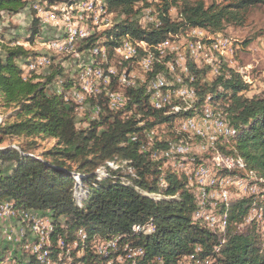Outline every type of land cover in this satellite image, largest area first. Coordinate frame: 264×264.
I'll return each mask as SVG.
<instances>
[{
  "label": "trees",
  "instance_id": "trees-1",
  "mask_svg": "<svg viewBox=\"0 0 264 264\" xmlns=\"http://www.w3.org/2000/svg\"><path fill=\"white\" fill-rule=\"evenodd\" d=\"M103 1L121 20L101 34L109 37L119 31L118 34L127 33L132 39L148 44H155L185 27L223 32L228 25H241L251 7L264 5V0H220L208 4L204 0H161L156 4L159 25L142 27L136 18L135 4L142 1L146 5V0ZM31 3L30 0H0V19L3 13L15 15L27 7L34 14ZM171 6L177 8L178 20L168 15ZM39 32L40 25L33 16L27 40ZM98 35L93 33L83 39L79 50L87 53ZM12 39L0 44L3 51L0 111L4 113L0 121V144L7 138L19 139L15 145L0 146V199L7 198L12 203L11 209L47 210L54 220L63 216L62 225L57 221L56 230L60 235L67 233L70 239L77 230L87 235L125 239L130 246L143 250L142 257L136 258L134 264H179L181 256L188 253L193 260L200 261L214 256L215 246H219V251L212 259L214 264H264V247L255 224L242 231L237 228L252 198L230 203L228 208L222 206L227 213L225 233L222 236L213 232L206 224L194 220L195 191L184 178L160 167L150 150H140L138 140H129L131 133L142 139L144 129L169 122L171 117L163 110L150 108L142 88L138 91L126 88L129 97L126 111H142L140 119L135 118V112L124 115L123 109L110 111L101 105L104 112L91 119L86 127H77L75 104L64 101V93L50 89L62 74L61 67L54 66L50 73L32 78L28 72L42 68L29 70L28 66L40 53L34 54L19 43L10 44ZM108 44L114 45L115 41ZM226 76L215 77L209 83L198 80L195 87L199 102L207 94L212 99H226L224 111H228L230 122L238 128L235 137L224 139H233L232 148L227 152L233 157H228L264 179V96L245 97L241 92L247 84L240 76L231 70ZM62 85L64 92L72 87ZM6 109L10 112L5 115ZM139 122H143V127ZM46 138L53 141L51 146L36 152L41 146L39 140ZM161 140H155L156 147L162 144ZM110 159L126 161L124 168L131 167L134 175L124 170H108L104 178L96 180L95 169ZM10 161L13 163L5 168V163ZM74 175L80 179L75 180ZM75 193L83 198L77 201ZM152 194L162 197L156 199ZM145 222L151 223V230L143 227L132 231V225ZM90 255L80 258L82 264H88L87 260L94 264L96 258L104 261V257ZM32 261L33 257L30 264H34Z\"/></svg>",
  "mask_w": 264,
  "mask_h": 264
},
{
  "label": "bare ground",
  "instance_id": "bare-ground-1",
  "mask_svg": "<svg viewBox=\"0 0 264 264\" xmlns=\"http://www.w3.org/2000/svg\"><path fill=\"white\" fill-rule=\"evenodd\" d=\"M85 1H89L88 10L78 9V3L85 2ZM149 1H152V0H149ZM106 7L107 6L103 0H76V1H72V2L70 1L68 4V10H70V11L76 10L79 15L84 13L86 18L92 20V23L94 24V26H97L96 21L100 16L105 15V20L108 21L107 18L109 16V14L107 13L108 11H107ZM36 13H37V11H36ZM147 15H149V14H147ZM148 19L150 21L148 27L152 26L153 23L156 26L159 25V19L156 15L154 17L153 16L148 17ZM66 20H67V18H66ZM66 20H65V22H67ZM42 24H48L49 25L50 23L47 21H42ZM100 24H102V25H100ZM100 24H98V26H100V27L101 26H105V27L111 26V25H108V23H104V24L100 23ZM65 26H66L65 29L64 30L62 29L63 31H61L59 34L60 44H65V46H58L57 47V53H68V52L69 53H71V52L75 53L74 49H75L76 43H78L77 40H79V43H81V41L84 39V36H82L84 33H85V38L88 37L89 35H91L92 30H93V28L91 27L92 25L91 26L89 25L92 28V30L86 24H83L80 27H75L73 25L70 26L68 23H65ZM181 30H179L175 33H169L168 36L166 37V42L162 43L160 45H158L157 43L148 44L147 42H144V41L132 39L130 37V35L127 33L118 34L119 31H118V33L115 32V34H112L107 38V40H109V41H115V44L113 45L114 54H116L119 57L120 61H122V63L124 65H125V63H130L132 65L133 64L136 65V67H138V69L140 70V73H142L140 76L138 75V77L137 76L135 77L133 73H129L127 71L121 72V75H120V74L116 73V71L114 69H108V70H105L106 68L103 69L105 66V63H103L104 66H101L98 58L103 57V54L105 57L106 49L104 47V44H100V40H99L98 42H95V44L91 47V49L89 51H87L89 58H88V61L85 63V66H78V69L76 70V81H77L78 88H76V86H75L76 84H75L74 87H69V89L66 92H64V87L62 85L64 81L62 82V80L58 78V80L55 82L56 84L54 85L53 89H54L55 93H62V94L64 93V101L74 103L75 104V107H74L75 110L78 109L77 105L79 104L85 110L88 109L90 112H92L91 114H95V116H97L102 111L103 104L110 111L120 110L119 108H122V109L126 108L127 104L129 105V97L126 94L127 93L126 91L128 89L126 90V88H129V87L134 88L133 90H135L137 88L136 91H138L139 88H142L143 90H145L143 92H144V95L146 96V103L148 104V106L150 108H153V110L157 109L156 111H158V109L163 110L165 115H169V111L166 110L167 106L165 103L174 104V102H178L179 104H182V97L180 95H173L170 92L169 88H167L166 86L179 85V89H181L182 92L188 93V97H190V105H193L192 103L197 101V99H196L197 90H196L195 84L198 80L199 81L202 80V77H199L200 69L202 70V68L205 65H208V66H210L209 71L214 72L217 75H220V72H219L220 66L212 63V58L209 56L210 53L213 52V53L217 54L218 55L217 58H221L222 55H226V56L231 55L232 56V54H230V53L232 52L234 45L231 43L232 41L230 40L229 37L221 36L219 33H213V32H208V31H204V33L201 34L198 31L199 30L198 27H192V28L185 27V30H183V31H181ZM94 32H97V31H94ZM216 34H217V37H216L215 42H214L212 40V38ZM185 37L187 39H185ZM179 38L182 40L180 41ZM75 39H77V40H75ZM175 39H178L177 45H175ZM125 41H126V46L129 50L131 59L128 58V56L122 55V47L120 45H123L125 43ZM223 44H224V47H222ZM44 45L46 48L45 49L46 53L39 54L29 64V66H28L29 70H32V63H33V69H35V67H44L51 62V58L49 57V54H50L49 51L54 52L53 54L56 53L55 42L53 41V39L50 40L49 38H47V40L44 41ZM82 52H84V51H81V52L77 51L76 56L79 54H82ZM108 52H110V51H108ZM174 55L175 56H181V62L179 60H175ZM41 57H46V60L41 61ZM140 58H142V63H136L135 64V61H140ZM163 58H165V59L168 58V59L166 61H164ZM110 63H111V61H110ZM219 63H221V62L219 61ZM229 63L230 62H228V64ZM101 64H102V62H101ZM106 67H107V65H106ZM149 67H151V69H154L157 72V75H150V68ZM128 68H129V66H128ZM120 69H121V65H120ZM169 70L172 72V74ZM206 70H207V68H206ZM92 71H97L99 73V75H101V78H102V79H96V87L87 86V83H86V73H92ZM134 73H135V71H134ZM172 75H173V77H172ZM224 76H226V74H224ZM183 77H185V78H183ZM157 79H159V82L161 84H157V87H156ZM114 81H116L118 86L120 87L118 90L114 89L115 86L114 87L112 86V83ZM153 89H155V94H157V96H158V98H154V102L150 100L151 96L153 95ZM203 98H204L203 101L202 102L200 101L201 103H197V105L200 104L198 108H196V106H194L196 109L193 113H191L192 115L184 117L182 119V123H185V124H182L181 121L179 122V124L176 123L179 125L178 129H180V131L183 134H185L188 138H190V139L194 138L195 139V137H197V138L200 137V138L204 139V141L206 142L205 143L206 146L205 147H204V145L201 146V149H204V148H207L210 146L211 147L215 146L214 144L216 143V141L218 139L224 140L226 138H233L237 135V131H238V128L233 123L230 122L231 120L228 117L229 114L227 115V113H226L228 111L225 112L224 109H215L214 108L216 105L214 106L213 102L210 101V99H212L210 94H207ZM90 99L91 100L93 99L94 103H92ZM114 100H118V105ZM100 102H101V104H100ZM102 102H103V104H102ZM218 105H219V103H218ZM148 106H147V108H148ZM131 111L129 110L128 112H131ZM102 112H104V111H102ZM189 112H191V111H189ZM141 113H143V112L141 111ZM182 113H184V112H182ZM206 114L209 116V119H204ZM174 115H175V113H174ZM95 116H92V119ZM216 119H222L223 121H225L227 123V130H226L225 126L222 125L221 121H213ZM171 120L172 119L170 118L169 122ZM190 120H192V121H190ZM142 121H143V119H142ZM200 121H202V126L204 128L198 127L195 125V123H200ZM166 123H168V122H166ZM158 128H159V125H155L154 127L150 128V129H144L143 128L144 129L142 131V137L143 138L140 140L137 138V134H132V133L129 134L128 138L130 141H133V142L137 141V140L139 142H146L147 150L144 147H142V145L139 144L140 150H142V151H149L150 150L151 151V157L154 160H158V159L160 160L161 158L164 157L165 159H167L168 161H170L173 164L174 168L172 170H174V169L176 170L174 172H176L177 174L183 173L186 177L187 176L189 178L192 177V179H194L196 181V182L195 181L194 182L198 184L197 188L199 190L198 192H199L200 197H205V199L209 198L212 200V194H218V197H219L218 202H220L221 208H222V206H223V208H228L229 204L231 203V202L229 203V198L231 195L230 196L228 195L230 192L227 191L226 186H231V185H229L231 183H232V185L237 186V184H239L241 181L245 182V180L243 181L241 179H237L236 174H231V173H235V171L237 170V167H238L237 161L233 160L230 157L225 156V155H223V156L217 155L216 157L213 156L215 164H216L215 166L222 168L224 172H227V173L230 172V173H228V175H224V174L221 175L220 170L212 169L211 167H209L206 164V168H211L208 172V181L206 182V187H208V188L218 187L220 189V191H219V193H217L215 190L208 191L206 189V191H208V194H205V190H203L202 185H201L200 176L198 174H196L195 171H187V167L179 166L178 160H171V156H180V149L178 146H182L184 148L185 154L188 157L196 158L194 155H190L189 147H191V146H188V144L186 142L181 141L180 139L178 140L176 138L177 140H173V142L178 146H174L172 141H168L167 143L165 142L166 143L165 145H162L160 147H158V146L156 147L155 139H156V134H157ZM139 129H141V128H139ZM199 139H197V140H199ZM156 142H157V140H156ZM162 143L164 144V142H162ZM209 144H210V146H209ZM158 145H160V144H158ZM193 149L195 150V148H193ZM197 149L199 150V148H197ZM191 152H192V150H191ZM209 154H211V153H209ZM211 155H213V154H211ZM162 162H163V160H162ZM126 165H127L126 161L120 162L118 160H111V159L106 160L102 165H100L96 168L95 174H97V175H95V179L101 180L102 178H104L107 175L108 168H113L116 170L122 169V170L126 171L127 173L134 175L133 169L131 167L128 166L127 169L124 168V166H126ZM197 169H204V162L203 161H197ZM222 169H221V171H222ZM232 169H235V170H232ZM74 179L78 181L80 179V177L77 175H74ZM246 182H248V181H246ZM195 183H194V185H195ZM242 188H243V186H242ZM246 191H248V190L246 189ZM198 192H195V193L197 194ZM246 193L248 194V192H246ZM152 195L154 197L156 196V194H152ZM208 201H210V200H208ZM215 201L217 202L216 198H215ZM210 204H212V201L210 202ZM216 205H217V203H216ZM223 208L221 210H223ZM19 212H21V211H19ZM30 212L32 213V215L35 213H37L38 216L44 215L42 219L48 223V224H46L47 229H40L39 226H36V229H37L35 231L36 241H35V243H33L34 249L32 251H30V253L28 250H27V252L22 250L25 253L24 254L22 252L23 255L21 254L22 255L21 257H24V259L22 261H20L21 259H19V258L18 259L14 258V255L12 256L10 254V257H9L10 263L30 264L31 263L30 262L31 257H33L34 261H32V262H34V264H64V263L82 264L83 262L81 261L80 258L84 255L86 256L87 253H90L91 254L90 256H92V257H95V256L104 257L105 264H107V261L105 260V258L116 257V250H110L108 243H100L98 245V236H99L100 240H113L114 239V242H120V244H127V240L119 239L118 236L104 237V236H101L99 234L87 235L86 233H84L81 230H77L75 233H73L74 237L72 239L67 237V233L65 235L59 234V236L62 237L59 240L58 232L56 230V227H57L56 224L58 222H60L59 225L60 226L62 225L61 218L54 220V218L52 217V214H48L45 212L43 213V212H40L37 210H29L27 214H29ZM12 215L14 216V214H12ZM46 216H48L49 218ZM193 217H194V220L206 224L207 227L210 226V228L209 227L208 228L210 230H212L213 232H216L218 234H224L225 233L226 220H227L226 209L223 211H220L219 213L216 212L215 209L206 210L204 213V217H203V211H195ZM201 219H203V220H201ZM214 223H216V224H214ZM36 225H38V224H36ZM143 227L145 228V226H138L137 224H134V225H132V231L140 230ZM149 230H151V227ZM31 233H32V231H31ZM33 235H35V234H33ZM33 244L31 243V245H33ZM94 245H98L97 248L93 247ZM218 247L219 246H215L214 249L218 250ZM196 250H199V247H196ZM13 251H15V250H13ZM13 253H15V252H13ZM142 255H143V250L139 246H136L135 259L142 257ZM199 263H200V261L193 260V256H188V261H185V264H199ZM130 264H134V261H131ZM179 264H181L180 261H179ZM212 264H214L213 261H212Z\"/></svg>",
  "mask_w": 264,
  "mask_h": 264
},
{
  "label": "rangeland",
  "instance_id": "rangeland-1",
  "mask_svg": "<svg viewBox=\"0 0 264 264\" xmlns=\"http://www.w3.org/2000/svg\"><path fill=\"white\" fill-rule=\"evenodd\" d=\"M30 1L32 2L31 8L34 11V14L32 13V11L28 7L25 8L24 10H22L21 12H19L18 14H15V15H7L5 13L2 14V18L0 19V44L1 43L7 44V43H9V41L12 38H14V39H12L10 44L19 43V44L23 45L24 47H26L27 49L31 50L32 53H34V54L35 53L43 54V53H46L44 41L47 40V38H49L50 40L56 39V36L61 31H63L65 29V27H66L65 23H68L70 26L73 25L75 27H80L83 24H86L88 26L92 25L91 27L93 28V30L97 31V32H94L92 30V28L89 26L92 30L91 34H93V33H96V35L99 34L98 39L100 40V44H104V47L106 49V54H105L106 58L105 57H99L98 58L101 66H104L103 63H105L104 68L102 67L103 69H105V68H106L105 70L114 69L118 73L123 72V71H127L129 73H133L135 77L136 76L138 77V75L140 76L142 74V73H140V70L138 69V67H136V65L133 64L134 65L133 66L130 63H125V65H124L122 63V61H120L119 57L116 54H114L113 45L108 44V42H110L109 40H106L108 37L101 34L103 31L110 29V28H113L115 23H118L121 20V18L119 16H117L116 13L109 11L108 7H106L107 11H108L107 13L109 14L107 19H108V22L110 21L109 23H111L110 24L111 26H109V27L101 26L100 27L98 25L94 26V24L92 23V20L86 18L84 13L79 15L76 10L75 11L68 10L69 2L70 1L71 2L76 1V0H30ZM204 1L208 4L212 1H220V0H204ZM160 2H161V0L157 1V2L146 0V3H147L146 5L142 1H139L135 4V8L138 11L136 18L137 17L139 18V23L142 27H148V25L150 23L148 17H151V16L154 17L157 14L156 4L158 5ZM36 11H37V13H36ZM147 14H149V15H147ZM168 15H170V17L172 19H177V20L179 19L178 11H177V8L175 6H171L168 9ZM33 16L37 19V22L40 25V34L44 38L43 39L36 38L35 37V35L37 34L36 33L34 35V37H32V39L30 41H28L27 39L30 36V27H31V21H32ZM103 16L105 17V15H103ZM66 18H67V20H66ZM101 18L102 17L100 16L97 19L96 22H98V24H100ZM65 20L67 22H65ZM41 21H47L50 24L49 25L48 24L43 25L41 23ZM100 25H102V24H100ZM42 30H43V32H42ZM183 30H185V28H183L181 31H183ZM100 34H101V36H100ZM219 34L221 36L229 37L230 40L232 41L231 43L234 45V48H233L232 52L230 53V54H232L233 57L231 55L226 56V55L221 54L222 55V57H221L222 59H221V58H217L218 57L217 54H215L213 52H211V53L209 52L210 53L209 56L212 58V63L220 66L219 67L220 75L221 74L227 75L228 72L231 70L234 73H237L240 76V78L242 79V81L247 84V88L244 89L241 92V94H243L247 98H251L253 96H258V95L264 96V5H257V6L251 7L245 13L244 22L241 25H228L225 27L223 32H220ZM185 39H187V38L185 37ZM179 40L181 41L182 39L179 38ZM77 41H78V43H76L75 49H74L75 53L74 52H71V53L68 52V53H57V54L55 53V54H53L54 52L49 51L50 52L49 57L51 58L50 64L45 68L41 67L42 69H39L36 72H33V73L28 72V75L31 76L32 78H34L33 76L42 75L44 73L46 75V74H48V72L50 73L51 70L54 69L53 68L54 66H58V68L61 67V69H62V72H61L62 74L59 75L58 78L61 79L62 82L64 81L63 82L64 85L68 86L70 84V85H72V87H74L75 84L77 85L76 70L78 69V57L85 59V63L88 61V58H89V55L86 52H82V54H79L78 57L76 56V52L80 51L79 50L80 43H79V40H77ZM177 44H178V39H175V45H177ZM107 50L110 52H108ZM2 56H3V51L0 48V57H2ZM163 59H164V61H166L168 58H166V59L163 58ZM109 60L111 61V63ZM219 61L221 63H219ZM101 62H102V64H101ZM228 62H230V63L228 64ZM50 65H52V68H50ZM106 65H107V67H106ZM120 65H121V69H120ZM128 66H129V68H128ZM229 66H231V67H229ZM206 68H207V70H206ZM26 69H27V66H26ZM131 69L132 70L134 69V70L132 71ZM209 70H210V66H208V65H205L204 68H202V70L200 69L199 77H202L201 82H208L209 83L215 77L220 76V75H217L214 72H211ZM134 71H135V73H134ZM28 75H27V73H25V74L23 73V76H25V77H28ZM58 78L56 79V81L58 80ZM183 78H185V77H183ZM55 82L53 84H51V86H50L51 90H53L54 85L56 84ZM114 82L112 83V86L113 87L115 86L114 89L118 90L120 87L118 86L116 81H114ZM198 98L199 97L197 96L196 97L197 101H195L196 103L193 102L192 103L193 105H190L189 108H186V106L184 104H179L178 102H174V104H172V105H178L179 110L176 111V110L172 109L171 107L166 108V110L169 111V115L171 116L170 117L172 119L170 121L171 123L168 122V123L159 125L155 140L159 141L162 139L161 141L164 142V144L162 143L161 145H165L168 141H173V140H177V139L183 140L184 142H186L188 144V146H191V147H189L190 155H194L196 157L197 161H203L212 169L220 170L221 175H223V174L228 175V173H230V172H228V173L224 172L222 168L215 166L216 164L214 161V157H216L217 155H221V156L225 155V156L233 157L232 155L227 154V152L230 151L232 148L233 139H227V140L218 139L216 141V143L214 144L215 146L211 147L209 144L210 147L201 149V146H203V145H204V147L206 146L205 145L206 142L204 141V139L199 137L202 140L201 141L199 138L195 137L196 140L194 138H192L194 140L193 141L192 139L188 138L185 134H183L180 131V129H178L179 128L178 124H179L180 120H182L184 117L192 115L191 113H193L195 111V109L199 107L200 104L197 105V103H201V102H199ZM210 101L213 102L214 106L216 105L215 107L213 106L215 109H225L224 107H226V105H227L226 99H223V98H219L216 100L210 99ZM218 103H219V105H218ZM102 104H103V102H102ZM194 106H196V108ZM77 107H78V109L75 110V112L77 114V127H86L88 125V123L90 122V120L92 119V116H95V114H91L92 112H90L88 109L85 110L79 104L77 105ZM124 110L126 111V108H123V110H122L124 115H130V114L135 112L134 110H132L131 112H127V111L125 112ZM116 111H119V110H116ZM189 111H191V112H189ZM4 112H6L5 113V115H6L10 112V109H6ZM182 112H184V113H182ZM174 113H175V115L176 114L177 115L175 116ZM3 116H4V113H2L0 111V121H1V118ZM140 117H141V113H136L135 118L139 119ZM176 123H178V124H176ZM139 125L142 126L143 122H140ZM197 139H199V140H197ZM17 141H19V139H17V138H7L0 144V146H6L8 144L15 145V143H17ZM39 142H40L41 146L39 149L36 150V152L41 150L43 147H50L53 141L49 138H46L44 140L40 139ZM161 145H157V146L160 147ZM193 148H195V150ZM197 148H199V150ZM191 150H192V152H191ZM209 153H211L213 155H211ZM162 160H163V162H162ZM156 161H158L160 163L161 167L163 166L164 168H168L171 171H176L175 169L172 170L174 168V166L167 159L161 158L160 160L158 159ZM12 163H13L12 161L6 162L4 165L5 168L9 167ZM244 165H245V163H244ZM237 166L238 167H237V170L235 171V173H231V174H236L237 179H241L243 181L245 180V182L241 181L239 184H237V186L232 185V183L229 184L231 186H226L227 191L230 192V193L228 192L229 193L228 195L229 196L233 195L232 197L230 196L229 203L230 202L233 203L235 201L247 199V198L253 199V202L249 206L247 214L242 219V222L240 224H238L237 228H238V230L242 231L247 227H251L252 224H255L256 230L259 232V235L262 239L261 240L262 246L264 247V179H262L261 177H258L254 171L248 170L246 168V166L244 168H242V164L239 165L237 163ZM111 169L116 170L113 168H108V170H111ZM221 169H222V171H221ZM120 170H122V169H120ZM232 170H235V169H232ZM95 171H96V169H95ZM95 175H97V174H95ZM178 175L180 177L184 178L187 185H189L192 189L194 188V191L196 190L195 192L199 191L197 188L198 184L195 183L196 181L194 179H192V177H190V178L188 176L186 177L183 173L182 174L179 173ZM246 181H248V182H246ZM74 182H75V180H73V183L71 186L72 190L74 188ZM194 183H195V185H194ZM242 186H243V188H242ZM86 187H89V186H86ZM206 189L208 191L215 190L217 193H219V191H220V189L218 187H214V188L206 187ZM246 189L248 191H246ZM246 192H248V194ZM148 194L150 195L151 193H148ZM214 195H215V198L217 199V202H216L217 205L215 207V211L219 213L221 211V205H220V202H218L219 197H218V194H214ZM75 196H76L77 201H80L81 198H83V196L81 194H79V196H77V194L75 193ZM195 196H196V203H197V198L200 197L199 192L197 194L195 193ZM160 197H162L161 194L159 197L155 196L154 198L158 199ZM207 199L210 201H208ZM211 201L212 200L209 198L204 199V206H206L207 209H210L209 204ZM11 205H12V203L9 202L7 200V198L0 199V210H1L0 211V256L2 255L0 257V264H3V263L4 264H15V263L9 262L10 254L11 255L15 254L14 258H17V259L19 258V259H21L20 261H22L24 259V257H21L24 253L23 251L27 252V250H28L30 253V251H32L34 249L33 243H35V241H36V233H35V231L37 230L36 226H39L40 229H47L46 224H48L45 220L42 219L44 215L43 216L39 215L40 216L39 217L37 214L32 215L31 212L29 214H27V212L29 210H26V211L25 210H19V211H21V212H19L18 210L14 209L15 210L14 211V210L10 209ZM15 208H17V207H15ZM45 211H47V210H45ZM12 214H14V216ZM48 214H50V212H48ZM46 217H48V216H46ZM60 218H61V221L64 220L63 216H60L57 219H60ZM36 224H38V225H36ZM31 231H32V233H31ZM33 234H35V235H33ZM110 235H112V234H110ZM7 241L9 242L8 246L6 245ZM31 243L33 245H31ZM131 246H136V245L131 244ZM12 249L15 251H13ZM13 252H15V253H13ZM93 260H95L93 262L94 264H100V263L105 264V261L103 262L99 258H96ZM87 262L89 264V260H87ZM64 264H67V263H64Z\"/></svg>",
  "mask_w": 264,
  "mask_h": 264
},
{
  "label": "built area",
  "instance_id": "built-area-1",
  "mask_svg": "<svg viewBox=\"0 0 264 264\" xmlns=\"http://www.w3.org/2000/svg\"><path fill=\"white\" fill-rule=\"evenodd\" d=\"M152 1L157 2L160 0H152ZM88 5H89V1L78 3V9L88 10ZM101 17L102 18L100 20V23H108L109 25L111 24L107 20H105L104 16H101ZM137 20L139 22L138 17H137ZM41 23H42V21H41ZM97 25H98V22H97ZM153 25H154V23H153ZM198 31L201 34H203L204 31H206V30L203 28H199ZM59 34L56 36V39H53V41L55 42L56 54H57V47L58 46H65V44H60ZM82 36H84V39H85V33ZM216 37H217V34L214 35V37L212 38V40L214 42H215ZM36 38L43 39L44 37L39 32V35L36 36ZM75 40H77V39H75ZM98 41H99V39L96 42H98ZM140 41H143V40H140ZM165 42H166V38L157 42V44L160 45V44L165 43ZM120 46L122 47V55L128 56V58H130V53H129V50L126 46V41L123 45H120ZM222 47H224V44L222 45ZM103 57H104V54H103ZM174 58H175V60H179L181 62V56H175L174 55ZM42 60H46V57H41V61ZM136 63H142V58H140V61H135V64ZM78 66H85V59L78 57ZM149 68H150V75H157V72L154 69H151V67H149ZM32 70H33V63H32ZM116 73H118V72H116ZM118 74L121 75V72ZM171 74H172V72H171ZM172 77H173V75H172ZM96 79H102L101 75H99V73L97 71H92V73H86L87 86L96 87ZM157 84H161L159 82V79H157L156 87H157ZM166 87L169 88L170 92L173 95H180L182 97V104H184L186 106V108L190 107V97H188L187 92H182L181 89H179V85H169ZM143 91H145V90H143ZM154 98H158L157 94H155V89H153V95L151 96L150 100L154 102ZM114 101L118 105V100H114ZM165 104H166L167 108L171 107L174 110H179L178 105H172V103H165ZM119 109H122V108H119ZM204 119H209V116L206 114ZM180 121L182 123V120H180ZM190 121H192V120H190ZM213 121H221L222 125L225 126V128L227 130V123L225 121H223L222 119H216ZM182 124H185V123H182ZM195 125L198 127L204 128L202 126V121H200V123H195ZM172 143L174 146H178L173 141H172ZM140 145H142V147H144L147 150L146 142H140ZM178 147L180 149V156H171V160H178L179 166L187 167V171H195V173L200 176L201 185H202L203 190H205V194H208V191H206V182L208 181V172L211 168H206V163L204 162V169H197V159L188 157L185 154L184 148L182 146H178ZM204 199H205V197L197 198L196 209H195V211H203V217H204V213L206 210H213L216 207V201H215V195L214 194H212V204H209L210 209H207L206 206H204ZM35 214H37V213H35ZM201 220H203V219H201ZM214 224H216V223H214ZM137 225L138 226H145L146 230H149L151 227V223H147V222L138 223ZM208 227L210 228V226H208ZM223 235L224 234H222V236ZM58 237H59V240L62 238L61 236H59V233H58ZM221 241H223V240H221ZM7 243H9V242L7 241ZM100 243H108L110 250H116V257L105 258V260L107 261V264H130L131 261H135L136 246H130L129 241H127V244H120V242H114V239L113 240H100V238L98 236V245ZM98 245H94L93 247L97 248ZM195 247H198V245ZM217 251H219V250H216V253L214 256H208V258H200V264H212V259L214 257H216ZM13 255H15V254H12V256ZM188 256H189V253L181 256V258H180L181 264H185V261H188Z\"/></svg>",
  "mask_w": 264,
  "mask_h": 264
},
{
  "label": "crops",
  "instance_id": "crops-1",
  "mask_svg": "<svg viewBox=\"0 0 264 264\" xmlns=\"http://www.w3.org/2000/svg\"><path fill=\"white\" fill-rule=\"evenodd\" d=\"M43 212H48V211H43ZM51 213V212H50Z\"/></svg>",
  "mask_w": 264,
  "mask_h": 264
}]
</instances>
